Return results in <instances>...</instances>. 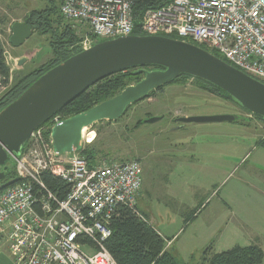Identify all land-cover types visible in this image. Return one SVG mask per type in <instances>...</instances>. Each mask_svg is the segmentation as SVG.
Segmentation results:
<instances>
[{
    "label": "rangeland",
    "instance_id": "rangeland-1",
    "mask_svg": "<svg viewBox=\"0 0 264 264\" xmlns=\"http://www.w3.org/2000/svg\"><path fill=\"white\" fill-rule=\"evenodd\" d=\"M52 7H59V0H0V39L8 52L7 65L13 68L9 55L26 58L10 70V86L52 57L48 34L33 32L20 46L12 47L8 42L11 24L23 22L32 11ZM6 90L0 88V97ZM224 114L236 120L176 121L185 116ZM154 117L160 119L143 123ZM91 132L95 133L93 141ZM261 137L264 122L233 102L200 89L191 78L183 84L165 85L152 97L130 106L118 120L96 123L83 132V139L91 143L88 146L98 152V161H139L142 185L137 210L163 234L166 243L175 236L167 251L182 264H203L202 252L208 246L206 257L245 246L252 233L264 236V194L259 191H264V148L258 147ZM224 140L229 142L226 146H222ZM224 149L227 156L231 154L227 162H222ZM6 165L14 173L13 162L8 160ZM199 204H203L200 213L185 225L189 212ZM162 226H166L164 232ZM0 248L5 256L0 264H13L7 245L1 242Z\"/></svg>",
    "mask_w": 264,
    "mask_h": 264
},
{
    "label": "built area",
    "instance_id": "built-area-1",
    "mask_svg": "<svg viewBox=\"0 0 264 264\" xmlns=\"http://www.w3.org/2000/svg\"><path fill=\"white\" fill-rule=\"evenodd\" d=\"M132 6V0H61L59 13L80 49L134 34ZM139 28L145 35H176L264 84V0H173L146 10ZM62 121L53 115L18 157L10 155L16 183L0 192V241L13 264H116L104 242L119 207L140 216V163L90 164L80 152L59 154L50 133ZM82 141L83 148L91 144ZM44 174L62 180L67 192H52Z\"/></svg>",
    "mask_w": 264,
    "mask_h": 264
},
{
    "label": "water",
    "instance_id": "water-1",
    "mask_svg": "<svg viewBox=\"0 0 264 264\" xmlns=\"http://www.w3.org/2000/svg\"><path fill=\"white\" fill-rule=\"evenodd\" d=\"M32 34L33 30L25 23L13 22L8 42L18 47ZM78 50L38 76L16 99L0 109V183L5 180L10 155L18 157L21 154L33 131L99 81L128 69H139L135 73L142 72L144 77L114 97L54 126L50 136L55 151L59 154L79 152L84 128L118 120L128 107L180 76L212 85L247 114L264 121V84L187 41L132 34L97 40ZM25 61L23 57L16 65L21 66ZM159 119L149 118L143 123ZM234 120L235 116L224 114L185 116L176 121L201 124Z\"/></svg>",
    "mask_w": 264,
    "mask_h": 264
},
{
    "label": "trees",
    "instance_id": "trees-1",
    "mask_svg": "<svg viewBox=\"0 0 264 264\" xmlns=\"http://www.w3.org/2000/svg\"><path fill=\"white\" fill-rule=\"evenodd\" d=\"M172 1L132 0L133 33L142 34L139 28V22L146 10L165 7ZM23 23L33 29L34 32L51 36L50 46L52 48L53 58L36 68L28 76L22 77L13 86H10V68L5 59L6 55L4 57V48L0 40V88L7 89L0 97V109L16 99L42 73L79 51L77 48H73L78 42V39L70 27L64 23V19L59 13V7L32 11L25 17ZM170 37L177 39L176 35H171ZM145 69L152 68L145 67ZM137 70L139 69H128L99 81L61 108L55 115H60L64 120L83 113L95 105L114 97L125 87L139 82L144 77L142 72L135 73ZM189 78L188 76H180L169 84H183ZM193 81H195V84L200 89L232 101L212 85L197 79H193ZM162 88L160 87L151 92L140 101L152 97L156 91ZM254 118L264 122L258 116H254ZM139 124H141V121L137 122L136 126ZM260 145H264V140H262V143L260 142ZM80 154L92 164L97 160L98 152L93 150L91 146H85L80 151ZM42 177L47 188L60 197L67 192L68 186L62 180L48 174H44ZM14 178V173L8 169L5 180L0 183V192L8 186L14 185L16 183V181H12ZM193 216L194 213L184 223H187L191 218L193 219ZM109 228L111 235L104 242V246L116 264H182L175 258V255L166 250L165 240L157 234L142 214L137 216L129 209L119 207L110 219ZM210 249L211 246H208L202 252L201 258L203 264H262L264 260V252L256 245L234 246L226 251L210 254L209 257H206Z\"/></svg>",
    "mask_w": 264,
    "mask_h": 264
},
{
    "label": "crops",
    "instance_id": "crops-1",
    "mask_svg": "<svg viewBox=\"0 0 264 264\" xmlns=\"http://www.w3.org/2000/svg\"><path fill=\"white\" fill-rule=\"evenodd\" d=\"M59 2H60V0H59ZM1 40V39H0ZM7 54H8V52H6L5 50H4V56L6 55L7 56ZM8 60H11L12 62H13V68H15V67H17V65H16V63H17V60H18V57H17V59L16 58H12L10 55H9V57H8ZM7 64H8V62H7ZM9 65V64H8ZM13 68H11L10 67V70L12 71V69ZM16 70V69H15ZM262 140H264V137H261L260 138V141H259V143H258V147H262V148H264V145H260V142L262 143ZM228 141H230V139L228 140ZM227 140H224L223 141V144L224 145H222V146H226L225 144H228L229 142H228ZM228 142V143H227ZM231 142V141H230ZM221 157L222 158H224V160H222V162H227V161H225V159H227V157L228 158H230L231 159V154L229 153V156H227L226 155V150L224 149V154L223 155H221ZM262 178H264V176H262ZM259 191H261L263 194H264V191H262V190H259ZM203 207V204H199L198 206H197V208H195V209H192L190 212H189V215H191V214H193L194 213V218H196L197 217V215L200 213L199 212V209L200 208H202ZM199 212V213H198ZM143 217L146 219V216H144L143 215ZM146 221H147V219H146ZM148 222V221H147ZM149 224H150V222H148ZM151 225V224H150ZM185 225H187V223H185ZM152 226V225H151ZM153 227V226H152ZM161 227V226H160ZM164 227H166V226H162V230H163V232L165 231V228ZM153 229L157 232V234L158 235H160L164 240H165V238L163 237V234L161 233V232H159L156 228H154L153 227ZM175 238V236H171L170 238H169V241L170 242H168V243H166V250H167V248L168 247H171L172 246V244H173V239ZM0 243H1V241H0ZM247 244L245 245V246H248V245H256V246H258L263 252H264V236L262 237L261 235H258V234H254V233H252L251 235H250V239L248 240V242H246ZM167 245H168V247H167ZM176 251V253H179L178 252V250L176 249L175 250ZM3 251H1V248H0V258H5V256L3 255V253H2ZM3 255V256H2ZM191 255V254H190ZM9 258H10V256H9ZM10 260H12L11 258H10ZM11 263V262H10ZM262 264H264V260H263V262H262Z\"/></svg>",
    "mask_w": 264,
    "mask_h": 264
},
{
    "label": "flooded vegetation",
    "instance_id": "flooded-vegetation-1",
    "mask_svg": "<svg viewBox=\"0 0 264 264\" xmlns=\"http://www.w3.org/2000/svg\"><path fill=\"white\" fill-rule=\"evenodd\" d=\"M33 30V29H32ZM33 32H34V30H33ZM53 58V55H52V57L50 58V60ZM210 94H212V93H210ZM212 95H214V94H212ZM216 96V95H215ZM230 101V100H229ZM232 102V101H231ZM237 106V105H236ZM238 107V106H237ZM241 111H243L244 112V110H242L240 107H238ZM239 115V114H238Z\"/></svg>",
    "mask_w": 264,
    "mask_h": 264
},
{
    "label": "bare ground",
    "instance_id": "bare-ground-1",
    "mask_svg": "<svg viewBox=\"0 0 264 264\" xmlns=\"http://www.w3.org/2000/svg\"><path fill=\"white\" fill-rule=\"evenodd\" d=\"M84 130H85V128H84L83 131H82V136H83V132H84ZM91 135H92V139H91V141H93V140H94V138H93V133H92ZM87 136H88V134H87Z\"/></svg>",
    "mask_w": 264,
    "mask_h": 264
}]
</instances>
